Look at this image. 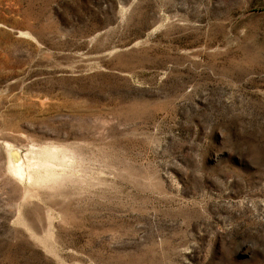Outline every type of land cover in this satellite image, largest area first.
Here are the masks:
<instances>
[{"label": "rangeland", "instance_id": "1", "mask_svg": "<svg viewBox=\"0 0 264 264\" xmlns=\"http://www.w3.org/2000/svg\"><path fill=\"white\" fill-rule=\"evenodd\" d=\"M0 264H264V0H0Z\"/></svg>", "mask_w": 264, "mask_h": 264}]
</instances>
